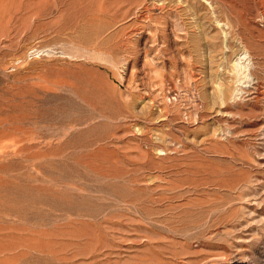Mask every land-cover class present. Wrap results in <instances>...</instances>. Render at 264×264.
Segmentation results:
<instances>
[{
    "label": "rangeland",
    "instance_id": "rangeland-1",
    "mask_svg": "<svg viewBox=\"0 0 264 264\" xmlns=\"http://www.w3.org/2000/svg\"><path fill=\"white\" fill-rule=\"evenodd\" d=\"M0 264H264V0H0Z\"/></svg>",
    "mask_w": 264,
    "mask_h": 264
},
{
    "label": "bare ground",
    "instance_id": "bare-ground-1",
    "mask_svg": "<svg viewBox=\"0 0 264 264\" xmlns=\"http://www.w3.org/2000/svg\"><path fill=\"white\" fill-rule=\"evenodd\" d=\"M178 1H181V0H178ZM185 7V6H184ZM220 96V95H219ZM259 96V95H258Z\"/></svg>",
    "mask_w": 264,
    "mask_h": 264
}]
</instances>
